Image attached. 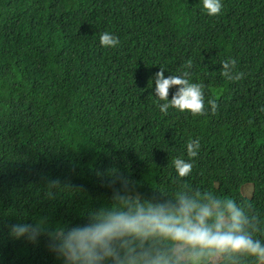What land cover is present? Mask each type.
Wrapping results in <instances>:
<instances>
[{"label": "trees", "instance_id": "1", "mask_svg": "<svg viewBox=\"0 0 264 264\" xmlns=\"http://www.w3.org/2000/svg\"><path fill=\"white\" fill-rule=\"evenodd\" d=\"M221 3L210 16L203 0H0V264H64L47 235L16 239L9 225L44 219L49 230H67L101 210L181 197L230 199L244 233L264 244V0ZM105 31L119 45L102 46ZM229 58L242 79L221 75ZM161 67L205 85L204 115L161 112ZM177 157L193 164L188 176L176 171ZM131 239L136 251L170 244ZM218 256L261 263L226 251L204 264Z\"/></svg>", "mask_w": 264, "mask_h": 264}, {"label": "clouds", "instance_id": "2", "mask_svg": "<svg viewBox=\"0 0 264 264\" xmlns=\"http://www.w3.org/2000/svg\"><path fill=\"white\" fill-rule=\"evenodd\" d=\"M203 7L208 15L215 16L220 14L223 5L221 0H203ZM119 43V38L107 31L100 35V44L104 47L115 48ZM236 63L234 58L222 61L221 75L228 80L242 79L243 72L234 74ZM259 63L262 61L257 60V65ZM192 66L191 59L184 65L186 69ZM190 76L187 70L180 76H165L164 67L155 73V95L166 101L158 105L165 115L170 107L190 111L194 116L205 114V85L190 82ZM174 86L177 90L169 99ZM207 103L215 113L216 100L210 99ZM199 148V139H190L188 156L196 157ZM172 163L180 177L188 176L193 168L192 163L179 157ZM58 184V181L50 182V186ZM245 223L243 214L230 199L223 203L220 200L204 203L181 197L176 204L147 208L138 205L135 210L129 208L127 211L101 210L92 214L87 223L67 230L63 227L49 230L44 219L36 223L12 224L9 229L16 239L26 238L33 243L47 235L49 251L63 259L64 264H109V261L111 264H204L207 257L226 251L247 253L264 264V244L244 233ZM131 238L141 242L161 238L170 244L163 249L141 246V250L136 251ZM221 262L218 256L209 264Z\"/></svg>", "mask_w": 264, "mask_h": 264}, {"label": "rangeland", "instance_id": "3", "mask_svg": "<svg viewBox=\"0 0 264 264\" xmlns=\"http://www.w3.org/2000/svg\"><path fill=\"white\" fill-rule=\"evenodd\" d=\"M252 186H245V188L243 189V193L245 196H250L252 194Z\"/></svg>", "mask_w": 264, "mask_h": 264}]
</instances>
